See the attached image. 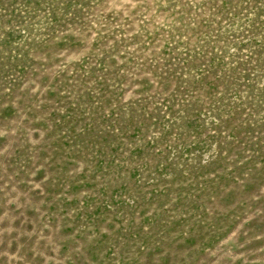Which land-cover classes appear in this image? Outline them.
Segmentation results:
<instances>
[{
  "label": "rangeland",
  "instance_id": "rangeland-1",
  "mask_svg": "<svg viewBox=\"0 0 264 264\" xmlns=\"http://www.w3.org/2000/svg\"><path fill=\"white\" fill-rule=\"evenodd\" d=\"M0 264H264V0H0Z\"/></svg>",
  "mask_w": 264,
  "mask_h": 264
}]
</instances>
